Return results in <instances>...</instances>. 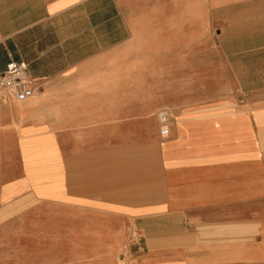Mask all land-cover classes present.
I'll return each instance as SVG.
<instances>
[{
    "label": "crops",
    "instance_id": "0c3cea01",
    "mask_svg": "<svg viewBox=\"0 0 264 264\" xmlns=\"http://www.w3.org/2000/svg\"><path fill=\"white\" fill-rule=\"evenodd\" d=\"M185 4L150 2L147 22L161 11L162 26L179 25ZM257 26L230 47L239 69H186L182 30L138 39L123 0H0V74L25 62L37 86L25 103L0 90V216L34 202L29 232L68 244L205 234L222 255L129 264H264L263 17Z\"/></svg>",
    "mask_w": 264,
    "mask_h": 264
},
{
    "label": "rangeland",
    "instance_id": "374dc122",
    "mask_svg": "<svg viewBox=\"0 0 264 264\" xmlns=\"http://www.w3.org/2000/svg\"><path fill=\"white\" fill-rule=\"evenodd\" d=\"M153 1L167 0H123V13L138 39L146 33H161L166 27L171 33L181 32L180 28L185 34L186 69H229L230 65L239 69L240 63L236 65L235 61L241 59L232 58L230 47L238 45L234 48L240 51L237 39L243 34H256L258 18H264V2L258 0H181L186 3L183 19L179 25L177 20H170L165 27L161 25V11L152 12L153 25L147 22V13L151 12L147 7ZM218 33L223 36L225 52H217ZM23 209L29 216L17 217ZM34 209V202L26 203L21 209L11 207L9 216H0V264H129V259L137 256H222L214 252L205 234L163 246L154 243L146 247L141 235H121L120 240L118 235H77L75 241L79 243L70 240L68 244L65 234L29 232L37 229Z\"/></svg>",
    "mask_w": 264,
    "mask_h": 264
},
{
    "label": "built area",
    "instance_id": "2783aa9c",
    "mask_svg": "<svg viewBox=\"0 0 264 264\" xmlns=\"http://www.w3.org/2000/svg\"><path fill=\"white\" fill-rule=\"evenodd\" d=\"M37 86L29 75V67L25 62H11L0 74V90L11 94L19 103H25L35 96ZM160 135L168 138L170 135L169 116L167 112L158 114Z\"/></svg>",
    "mask_w": 264,
    "mask_h": 264
}]
</instances>
